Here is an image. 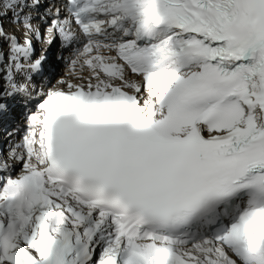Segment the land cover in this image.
<instances>
[{
	"label": "snow or ice",
	"instance_id": "1",
	"mask_svg": "<svg viewBox=\"0 0 264 264\" xmlns=\"http://www.w3.org/2000/svg\"><path fill=\"white\" fill-rule=\"evenodd\" d=\"M0 135V264H264V0H0Z\"/></svg>",
	"mask_w": 264,
	"mask_h": 264
},
{
	"label": "bare ground",
	"instance_id": "2",
	"mask_svg": "<svg viewBox=\"0 0 264 264\" xmlns=\"http://www.w3.org/2000/svg\"><path fill=\"white\" fill-rule=\"evenodd\" d=\"M4 26L7 30H11V26L7 23V21H4ZM36 50H37V53L41 50L40 44H36ZM58 54H59V46H53L52 48L49 49V51H48L49 65L48 66L56 63V57L58 56ZM62 55L64 56L65 53H63ZM48 66H46V67H48Z\"/></svg>",
	"mask_w": 264,
	"mask_h": 264
}]
</instances>
